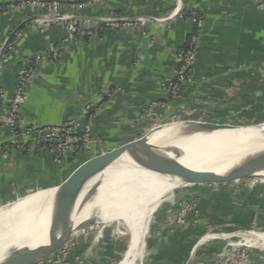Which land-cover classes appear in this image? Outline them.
<instances>
[{"label":"crops","instance_id":"obj_1","mask_svg":"<svg viewBox=\"0 0 264 264\" xmlns=\"http://www.w3.org/2000/svg\"><path fill=\"white\" fill-rule=\"evenodd\" d=\"M19 1L0 0V6ZM191 11L204 19L195 45L193 80L170 107L154 106L155 101L170 100L163 83L174 75L177 51L189 44L195 31ZM40 12L34 7L0 11V51L12 37L6 51L8 62L0 69V210L28 193L61 184L98 155L117 151L175 115L182 120L224 123L264 118V10L255 0H99L76 13L91 18L143 19L131 25L103 26L97 34L72 39L67 38L63 22L39 25L35 17ZM56 46L57 61L43 60L36 65L38 76L26 87L21 119L25 125L79 120L85 117L86 104L94 101L99 110L93 119V135L103 141L93 144L91 151L67 153L60 162L45 148L7 149L11 130L3 118L23 66ZM161 133L156 130L149 140ZM190 186L204 190L201 205L215 228L243 230L256 219L257 228L264 229V187L249 195L242 189L233 197L214 192L207 182ZM193 221L190 217L188 225L175 233L164 222L155 225L149 245L151 264H196L224 258L221 240L194 249L193 241L208 229ZM246 243L260 247L250 237L237 245ZM73 244L85 264H94L102 256L87 237ZM252 259L261 264L264 253L258 250Z\"/></svg>","mask_w":264,"mask_h":264},{"label":"bare ground","instance_id":"obj_2","mask_svg":"<svg viewBox=\"0 0 264 264\" xmlns=\"http://www.w3.org/2000/svg\"><path fill=\"white\" fill-rule=\"evenodd\" d=\"M175 124L152 131L161 129L162 133L151 143ZM230 125L241 129L191 134L175 140L170 154L188 168L179 175L162 174L159 166L143 167L140 162L144 150L139 147L119 162L69 184L28 193L5 214L2 208L0 263L16 264L27 248L50 233L86 224L121 222L129 230L130 245L119 264H143L153 214L163 202H173V194L179 187L211 175L264 173V122ZM236 144L244 147L236 148ZM72 194L77 197H70ZM246 237L264 248L263 231H250Z\"/></svg>","mask_w":264,"mask_h":264},{"label":"built area","instance_id":"obj_3","mask_svg":"<svg viewBox=\"0 0 264 264\" xmlns=\"http://www.w3.org/2000/svg\"><path fill=\"white\" fill-rule=\"evenodd\" d=\"M97 1L99 0H89L87 2H74L67 0H21L18 3H10L5 7L0 6V11L4 8H38L41 12L37 14L35 20L39 23V25H43L45 22L49 21L63 22L68 31L67 38L69 39H72L75 36L97 34L104 27L108 26L119 27L122 25H131L132 23L143 19L142 17L91 18L76 13V10L83 9L87 5ZM255 1L259 5L260 9L264 10V0ZM190 14L196 24L195 31L189 44L179 48L177 51L178 65L174 71V75L167 78L163 83L164 88H166L169 92L170 100L169 102L155 101L153 102L154 106L164 108L168 105L167 107H170V104L175 103L177 99L180 98L187 84L193 80L194 66L197 62L195 45L201 36L204 19L197 11H191ZM3 45L1 47V51ZM59 56V47H52L43 54L36 55L35 58L25 64L19 72L11 105L3 115L6 125H8L11 130V139L6 145L7 149L11 146H15L19 149H24L26 147L34 149L45 148L55 155L56 161L60 162L62 157L67 153L75 152L81 149L91 151L93 144L98 141L93 135V119L99 110V106L94 101L86 104L84 108L85 117L79 120H67L59 124L25 125L21 119L20 111L27 100L26 87L29 82L38 76L35 72L37 63L42 62L43 60L57 61ZM7 62L8 58L5 52L0 69L3 64ZM179 120L182 119L175 115L167 123ZM187 210L188 209H186V211ZM61 258L62 257L60 256H56L54 257V261L59 263ZM235 262L237 261L223 258L221 261L214 264H235ZM40 264L44 263L41 262ZM205 264L213 263L206 262Z\"/></svg>","mask_w":264,"mask_h":264},{"label":"rangeland","instance_id":"obj_4","mask_svg":"<svg viewBox=\"0 0 264 264\" xmlns=\"http://www.w3.org/2000/svg\"><path fill=\"white\" fill-rule=\"evenodd\" d=\"M248 122L249 123H226L250 126L253 124L263 123L264 118L262 120L256 121L249 120ZM160 131L162 130L160 129ZM96 140H98L96 143H103L102 139ZM149 141L150 143L152 142V140ZM127 155L128 154H126L125 156ZM191 184L192 183H186L185 185L179 187L173 194L174 199L176 200L173 199L172 203L163 202L158 210L153 214L151 223L149 224V235L146 238L143 264H151L149 245L151 237L154 235L155 225L157 223L164 222V225L168 227V229L172 233H175L176 231L188 225L190 217H192V219L194 220L193 224H198L201 226L205 225V228L208 229V231L201 234L195 241H193L194 249L197 250L199 244L201 243H205L214 239L221 240L225 243L221 247V252H224L223 255L225 254V259H232L237 261L235 262V264H255L254 260L252 259V254L258 250L264 253V248L252 246V242L246 243L247 245L242 246L237 244L239 241L246 242V236H248V233L250 231L256 230L264 232V229L257 228L259 226L256 219L252 221L251 225L247 226L246 229L243 230L225 231L222 229H218L217 227L215 228L216 225L214 226V224H211V221L205 217L203 207L201 205V199L205 197L203 192L204 190H193L190 186ZM207 184V187H211L214 192L222 193L223 191V195H231L234 197V195L240 193L242 189L243 192L246 193L245 195H249V192L251 190L255 188L257 189L258 187H264V173L255 174L252 177L244 176L230 181H210L207 182ZM164 200L165 199H163V201ZM186 209L188 210L186 211ZM162 219L164 220L162 221ZM79 227L80 228L75 227V230L68 237L69 240L71 239L70 242L64 241L61 247L55 250L47 260L41 262H43L44 264L46 261H51L54 264H85V261L81 258V255L76 254L77 249L73 244L80 237H87L89 245L94 244V248H97L101 252L100 254H102V256L100 255L99 258H97V262L94 264H119L122 261V258L126 255L130 245V234L129 230L121 222H111L109 224L93 223L82 225ZM72 235L73 237H71ZM47 237L48 235L37 241L31 247H36L38 245L46 243ZM56 256L62 257L59 263H56L54 261V257ZM222 259L219 258L214 261H198V263L196 264H205L206 262L214 264L221 261ZM41 262H38L37 264H40ZM261 264H264V260Z\"/></svg>","mask_w":264,"mask_h":264},{"label":"water","instance_id":"obj_5","mask_svg":"<svg viewBox=\"0 0 264 264\" xmlns=\"http://www.w3.org/2000/svg\"><path fill=\"white\" fill-rule=\"evenodd\" d=\"M20 30V29H19ZM15 31L13 35L19 31ZM11 38H8L5 44L3 45L2 51L0 53V65L2 63L3 56L11 43ZM177 124L170 127L169 131L165 133L158 141L150 143L149 135L155 129L164 127L171 123H161L157 125L151 132L146 135H143L130 143L123 145L117 151L103 152L98 155L93 161L83 166L81 169L73 172L64 182L57 185H66L76 179L83 177L84 175L96 171L109 165L120 158L123 154H130L137 148L141 147L144 150L140 164L146 168H153L159 166L160 173L167 175H176L187 171V166H182L179 161H177L171 154L172 147L171 144L178 139H181L184 136L191 134H206L211 132H235L236 130L241 129V126L230 125L224 122L218 121H207V120H179L175 121ZM234 147L243 148L244 145L236 144ZM255 174H262L259 172H244V173H235L230 172L222 175H211L204 178H196L190 183H206V182H220L222 180L230 181L244 176H254ZM226 178V179H224ZM27 196V195H25ZM24 197V196H23ZM23 197H20L16 201L5 205L3 214L11 211L13 207L18 204ZM70 197H77L75 194L70 195ZM95 216H98L95 212ZM75 230L72 228L70 230H61L50 233L47 237L46 243L38 245L36 247L27 248L19 257L16 264H37L38 262L47 260L55 250H57L64 241L71 235ZM2 264V263H0Z\"/></svg>","mask_w":264,"mask_h":264}]
</instances>
